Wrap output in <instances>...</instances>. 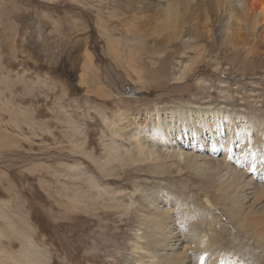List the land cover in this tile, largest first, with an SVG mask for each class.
Here are the masks:
<instances>
[{
    "label": "rangeland",
    "instance_id": "obj_1",
    "mask_svg": "<svg viewBox=\"0 0 264 264\" xmlns=\"http://www.w3.org/2000/svg\"><path fill=\"white\" fill-rule=\"evenodd\" d=\"M260 7L256 0L242 10L237 0H0V264H13L11 253L30 240L40 263L125 264L136 226L132 194L140 204L154 189L172 195L178 181L202 188L189 171L171 174L175 180L151 175L148 163L134 162L131 138L151 142L161 124L176 134L169 114L176 105L203 106L204 91V100L264 141ZM229 23L219 37L218 26ZM110 188L125 190L113 197ZM108 197L120 202H101Z\"/></svg>",
    "mask_w": 264,
    "mask_h": 264
},
{
    "label": "bare ground",
    "instance_id": "obj_2",
    "mask_svg": "<svg viewBox=\"0 0 264 264\" xmlns=\"http://www.w3.org/2000/svg\"><path fill=\"white\" fill-rule=\"evenodd\" d=\"M256 1L261 7L255 18L260 20L264 18V0ZM237 2L241 10L245 8V0ZM182 22L180 16L176 33L183 28ZM230 25L218 26L219 37L228 36ZM171 38L168 36L164 41L170 43ZM91 59L92 56L88 64ZM185 76L184 70L177 79L182 81ZM207 94L204 91L201 97L206 99ZM204 99L203 106H194L198 108L196 111L190 105L174 107L169 117L172 116L171 124L177 123L176 134L168 133L169 126L166 131L165 124H161L157 137L151 142L131 138V149L138 155L134 162L148 163L151 175L158 178L169 173L168 178L175 180L171 174L189 171L200 178L202 188L188 191L187 185L178 181L173 187L179 190L172 195V192L165 193V189L159 194L154 189L139 199L140 204L132 194L130 202L136 211V226L125 264H264V141L254 140L243 120L234 124L239 120L229 118L231 112L226 113L221 110L223 106ZM175 117L178 122H174ZM225 128L227 134H224ZM181 142L191 150H182ZM217 152L219 155L210 154ZM116 160L112 159V165ZM134 171L142 174L144 168L139 166ZM98 187L96 183L92 188ZM79 190L74 189V194L84 193ZM124 190L110 188L106 192L117 197V193ZM100 195H91L92 200L101 198ZM105 200L113 204L120 202L109 197L101 202ZM9 228L22 237L13 224L10 223ZM28 244L26 251L22 244L17 252L11 253V263L46 264L40 263L37 252L29 251L34 243L30 240Z\"/></svg>",
    "mask_w": 264,
    "mask_h": 264
}]
</instances>
